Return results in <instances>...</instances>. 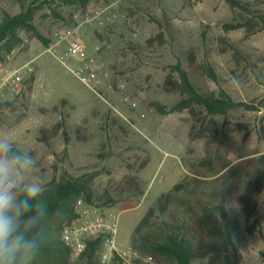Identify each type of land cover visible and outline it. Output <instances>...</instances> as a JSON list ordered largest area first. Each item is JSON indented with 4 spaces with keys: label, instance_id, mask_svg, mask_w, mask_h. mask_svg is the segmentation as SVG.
Masks as SVG:
<instances>
[{
    "label": "rangeland",
    "instance_id": "rangeland-1",
    "mask_svg": "<svg viewBox=\"0 0 264 264\" xmlns=\"http://www.w3.org/2000/svg\"><path fill=\"white\" fill-rule=\"evenodd\" d=\"M30 1L0 0V19L3 11L17 13ZM240 1L264 14V0ZM113 2V21H85ZM252 15L233 10L227 0H91L84 12L45 5L34 24L50 40L49 47L22 33L23 43L0 65L15 69L31 63L34 69L25 75L20 92L2 101L10 104L0 106V130L36 155L45 182L65 171L95 172L93 189L102 195L126 177L138 176L144 194L123 195L106 208L118 217L119 248L132 245L135 226L159 196L184 182L187 189L179 194L180 202L192 206L196 215L202 205L225 198L241 224V264H264V192L255 215L259 225L252 232L239 203L264 153V112L256 106H264V21L254 19L251 28L222 27ZM75 26L83 45L72 56L65 43H54L52 34ZM230 45L242 52L240 59L234 58ZM190 50L195 53L192 64L187 61ZM176 57L203 88H223L235 101L255 109L208 116L194 105L195 116L188 109L170 112L182 98L165 83ZM203 62L212 64L218 83L198 70ZM86 65L98 78L90 86L75 74ZM152 103L162 104L166 114ZM138 256L146 264H158L145 252Z\"/></svg>",
    "mask_w": 264,
    "mask_h": 264
},
{
    "label": "trees",
    "instance_id": "trees-1",
    "mask_svg": "<svg viewBox=\"0 0 264 264\" xmlns=\"http://www.w3.org/2000/svg\"><path fill=\"white\" fill-rule=\"evenodd\" d=\"M91 0H32L28 4H21L17 13L3 11L0 19V65L6 58L23 43L22 33L30 34L48 48L50 40L34 24L36 13L45 5L74 7L84 12ZM233 10L241 13L253 14L244 22L224 23L225 31L254 26V19L261 23L264 14L260 10H253L249 4L240 0H227ZM55 12V9L52 8ZM242 15V14H241ZM202 31V37H205ZM158 34L157 40H161ZM232 47L235 59L242 57V52ZM171 64L165 83L182 98L169 110L181 112L188 109L195 116L194 105L203 109L208 116H225L238 108L254 110L252 104L235 101L223 88L209 90L203 88L190 68L176 57ZM188 63H195V53L190 50L187 54ZM198 70L213 82L218 83V75L209 62L197 64ZM9 102H0L6 106ZM161 115L166 114L165 107L159 103H152ZM44 131V130H41ZM39 141H44L40 136ZM242 154L241 157H243ZM260 168L239 198L242 215L246 222L248 232H252L259 225L255 217L259 204V196L264 192V153L258 156ZM228 166L225 165L224 168ZM97 174L88 172L84 174H71L63 172L58 178L52 177L46 182V192L42 199L47 203L49 214L40 231L41 248L34 264H99L98 250L101 240L91 241L86 250L75 260L71 259V251L61 240V231L64 224L74 216V204L82 198L84 201L97 205L99 208H109L121 198L141 196L138 176L126 177L116 184L112 190L102 195L95 193L93 181ZM187 189L184 182L176 183L168 192L159 196L156 203L150 207L139 223L135 226L132 237V246L138 253L145 252L158 264H241L242 254L237 240L240 230V221L235 210L225 203V198L219 203H207L201 206L196 215L192 206L180 202L179 194ZM124 195V196H123ZM183 205V206H182ZM180 207L182 209H180ZM174 210L179 212V218L174 216ZM113 264H119L114 260ZM135 264H146L137 258Z\"/></svg>",
    "mask_w": 264,
    "mask_h": 264
},
{
    "label": "clouds",
    "instance_id": "clouds-1",
    "mask_svg": "<svg viewBox=\"0 0 264 264\" xmlns=\"http://www.w3.org/2000/svg\"><path fill=\"white\" fill-rule=\"evenodd\" d=\"M36 155L0 130V264H34L49 214Z\"/></svg>",
    "mask_w": 264,
    "mask_h": 264
},
{
    "label": "built area",
    "instance_id": "built-area-1",
    "mask_svg": "<svg viewBox=\"0 0 264 264\" xmlns=\"http://www.w3.org/2000/svg\"><path fill=\"white\" fill-rule=\"evenodd\" d=\"M115 5L117 2L97 10L92 18L88 17L85 21L95 19L99 25L104 24L103 18L113 21L117 17L113 9ZM108 8L112 9L105 13ZM52 38L56 45L65 43L67 51L72 56L78 55L81 51L83 42L78 34L77 26L55 30ZM33 71L31 63L15 69L0 66V102L16 96L20 92L25 75H29ZM83 72H86L87 75L83 76ZM75 74L88 86L92 82H98L96 73L89 65L76 71ZM256 106L260 114L264 112V106ZM117 230L118 217L115 213L79 198L74 204L73 218L66 222L62 228L61 240L70 249L72 260L78 258L91 241L100 239L99 264H113L114 260H117L119 264H135V260L139 258L138 252L132 245L125 248L117 246Z\"/></svg>",
    "mask_w": 264,
    "mask_h": 264
}]
</instances>
